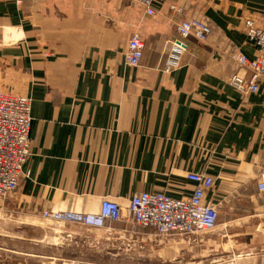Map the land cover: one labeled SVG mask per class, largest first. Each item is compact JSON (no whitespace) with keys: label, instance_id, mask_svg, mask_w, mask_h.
Returning a JSON list of instances; mask_svg holds the SVG:
<instances>
[{"label":"crops","instance_id":"1","mask_svg":"<svg viewBox=\"0 0 264 264\" xmlns=\"http://www.w3.org/2000/svg\"><path fill=\"white\" fill-rule=\"evenodd\" d=\"M116 1L0 0V92L30 97L33 117L25 177L1 207L40 218L97 214L105 200L127 206L141 193L184 200L195 189L187 173H204L219 210L213 232L161 237L128 219L101 230L130 246L131 264H264V78L248 97L229 84L233 56H256L244 22L264 0H156V18L140 0H121L118 16ZM189 18L211 34L186 40L168 71ZM132 27L145 41L136 68L124 63Z\"/></svg>","mask_w":264,"mask_h":264},{"label":"built area","instance_id":"2","mask_svg":"<svg viewBox=\"0 0 264 264\" xmlns=\"http://www.w3.org/2000/svg\"><path fill=\"white\" fill-rule=\"evenodd\" d=\"M156 0H140L144 15L156 18ZM169 9L183 16L184 7L171 4ZM249 42L256 47V56L249 59L238 52L233 57L238 70L229 78V84L248 97L257 94L264 78V10L244 22ZM179 39L172 42L171 60L167 70L178 65L180 55L186 50L185 41L193 37L201 42L208 40L211 29L194 18L183 19L177 25ZM145 41L136 27L130 35L124 54L126 66L140 65ZM32 100L28 96L0 92V199L15 194L25 177L24 167L31 157ZM195 184L192 196L178 200L164 193H141L134 196L127 206L105 200L97 214L43 211L41 218L58 224L95 229H112L128 219L135 226L149 230L161 237H193L213 232L218 226V207L206 202L207 193L213 188V178L204 173H187ZM259 191L264 194V168L260 173ZM214 264H239L237 259Z\"/></svg>","mask_w":264,"mask_h":264},{"label":"rangeland","instance_id":"3","mask_svg":"<svg viewBox=\"0 0 264 264\" xmlns=\"http://www.w3.org/2000/svg\"><path fill=\"white\" fill-rule=\"evenodd\" d=\"M121 4V0L114 3L118 16ZM133 10L137 12L135 7ZM6 199H0V264H131L125 251L109 252L106 258L93 254L91 249L98 242L111 243L101 229L50 222L41 218L43 212L40 218L22 216L1 207ZM19 219L36 224L19 223ZM57 230L61 236L54 234Z\"/></svg>","mask_w":264,"mask_h":264},{"label":"water","instance_id":"4","mask_svg":"<svg viewBox=\"0 0 264 264\" xmlns=\"http://www.w3.org/2000/svg\"><path fill=\"white\" fill-rule=\"evenodd\" d=\"M130 246L126 242H115V243H108V242H101L97 243L96 247L91 249L94 255H97L100 258H106L109 252H122L125 249H129Z\"/></svg>","mask_w":264,"mask_h":264}]
</instances>
